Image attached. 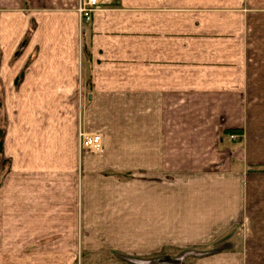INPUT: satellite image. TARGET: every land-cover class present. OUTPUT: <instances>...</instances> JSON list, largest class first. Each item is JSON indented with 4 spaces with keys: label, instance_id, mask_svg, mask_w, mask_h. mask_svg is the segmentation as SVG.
Returning a JSON list of instances; mask_svg holds the SVG:
<instances>
[{
    "label": "crops",
    "instance_id": "obj_1",
    "mask_svg": "<svg viewBox=\"0 0 264 264\" xmlns=\"http://www.w3.org/2000/svg\"><path fill=\"white\" fill-rule=\"evenodd\" d=\"M103 2L85 21L78 0H0V101L88 91L86 123L118 145L134 189L95 190L75 129L21 115L0 159V264L152 260L175 241L199 252L208 218L236 235L264 230V0H231L229 13L218 0ZM260 246L249 261H264ZM237 247L216 255L243 260Z\"/></svg>",
    "mask_w": 264,
    "mask_h": 264
},
{
    "label": "rangeland",
    "instance_id": "obj_2",
    "mask_svg": "<svg viewBox=\"0 0 264 264\" xmlns=\"http://www.w3.org/2000/svg\"><path fill=\"white\" fill-rule=\"evenodd\" d=\"M80 1L82 2L83 0H78V5L76 6V10L79 15H80L79 13ZM103 1L101 0V5L96 12L102 11L105 8L109 7L108 4L107 3L104 4ZM108 1L110 2L112 0H105V2ZM200 1L202 0H189L190 2L189 4H191V6L189 7L196 8V7H202L204 6V4H208L207 8H211V9L215 8L213 0H203L204 2L201 4V6L195 5V4H200ZM230 2L231 0H218L217 4L219 6L216 5V8H221L220 11L221 13H226V12L229 13L228 9ZM16 8H17L16 10L18 11L19 10L18 7ZM67 8H69L68 5L62 6V9H67ZM222 24H223L222 29L228 30L226 26H228L229 23L227 21H222ZM254 26L256 27L258 32L261 31L260 23H256V21H254ZM258 43L260 45V42ZM21 50L22 48L21 49L19 48L17 50L20 51L17 54L18 57L21 55ZM7 72H9V70L6 71V73ZM3 73L4 74L2 76L0 74V78L7 76L5 74V71H3ZM3 87L5 86L3 85ZM83 92L84 93L81 95L79 91L75 89V91L71 92L70 96H67L68 98L67 100H63L61 102L59 101L21 102L14 100L0 101V159L3 156L2 145H5L4 144L5 138L7 137V134L9 133V131H11L12 128L20 127L21 115L23 116L25 114V116H28L27 125L29 126H36V124L38 125V123H40V125H42L43 127L42 122L44 121L45 122L44 127L50 129H52L54 126V125L52 126V122H55V125L57 127L58 120L61 119L60 124L63 135L71 132L70 131L72 130L71 128L75 129V135L73 133V137L69 141H73L74 143H76L75 146L78 147V159L84 157H92L94 159L93 178L89 177L92 178L91 182L93 183L94 189L95 190L119 189L121 191L123 190L131 191L134 189V185H135L133 181L134 176L129 175L130 177L126 176L129 178H124L122 176L124 172L117 168L118 145H103L102 151L97 153L84 151L81 150L80 148V141H79L80 131H85L89 134H100V133H96L94 130L102 131L103 128L102 124L98 122L99 119H94L93 122L89 124L88 122L86 123L85 112L89 105V101L86 94L88 93V91L87 92L83 91ZM65 115L67 116L69 115L68 118L64 117ZM95 121H97V123ZM91 128L93 129V131ZM41 131L42 130L40 129L39 132ZM39 132L37 131V134H39ZM113 134L116 135V133H113L111 130L108 139L110 142L113 140L112 139ZM107 136L104 135V137ZM64 142L67 141L64 140ZM65 146L66 145H63V148H65ZM67 146L74 148V145H67ZM130 154H132V150ZM2 167L4 168L2 170L3 173V171L6 168L5 159H3ZM114 171H118V172H114ZM83 183H85L84 179L81 182V186H79V191L85 189V186H82ZM129 215H131L132 217V213H130ZM209 219L212 218H208L207 222H205L206 226H208L209 228L205 227L206 229L204 230L203 233L204 236L202 235V240H203L202 243L207 244L206 245L207 247H202L199 250V252H197L198 249H196L199 247H195L193 245L191 247L190 246L187 247L184 245L183 248L181 242L175 241L174 242L175 244L172 245L171 247L168 248L160 247L159 251L162 250V252H159L156 259H152V260H143V259L139 260L136 258L133 259V257L129 256L127 253L126 256L120 257L121 261H118L117 264H264V261H249L248 258L251 256L249 252H247L246 250V248H250L251 246L253 247L254 250L261 248L260 244L264 241V230H254V233L253 234L248 233V236L246 235L245 232L236 235L237 233L236 230L234 229L230 230L228 226H226L225 229L221 228L220 230H216L215 227H212L213 222L210 221ZM114 223L115 222H112V220H106L105 225L110 226V225H114ZM181 232H185V231H181ZM247 239H248L247 242L250 243L252 241L250 245L251 244L253 245L250 246L247 244L246 246L244 242ZM216 241H218V244L216 243ZM237 243H238V247H237ZM235 245L237 247L239 257L244 258L243 260L240 261L231 260L228 253H226L227 255L224 254L223 256L216 255V253L222 250L228 251V249H230L231 247H233L232 249L236 248ZM241 254L242 256H240ZM115 263L116 262L114 261L102 260V261H96L94 264H115Z\"/></svg>",
    "mask_w": 264,
    "mask_h": 264
},
{
    "label": "built area",
    "instance_id": "obj_3",
    "mask_svg": "<svg viewBox=\"0 0 264 264\" xmlns=\"http://www.w3.org/2000/svg\"><path fill=\"white\" fill-rule=\"evenodd\" d=\"M101 5V0H83L79 4V13L83 19L89 21L91 15L96 12ZM239 136L230 135L231 140H236ZM80 148L84 151L97 153L102 151L103 139L100 134H89L85 131L79 132Z\"/></svg>",
    "mask_w": 264,
    "mask_h": 264
}]
</instances>
